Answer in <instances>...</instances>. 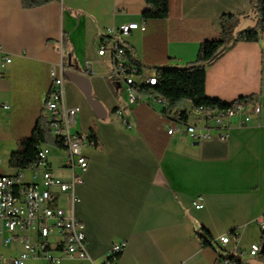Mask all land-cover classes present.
I'll list each match as a JSON object with an SVG mask.
<instances>
[{
    "label": "crops",
    "instance_id": "0c3cea01",
    "mask_svg": "<svg viewBox=\"0 0 264 264\" xmlns=\"http://www.w3.org/2000/svg\"><path fill=\"white\" fill-rule=\"evenodd\" d=\"M152 7H166L168 17L145 22L144 31L124 38L132 65L151 77L158 69L192 63L202 42L219 39L221 15L242 14L241 28L254 22L247 18L250 0H50L31 9L20 0H0V175L17 172L9 168V156L36 124H46L53 140L45 111L51 71L60 75L62 66V77L70 70L87 79L86 85L63 77L64 103L79 108L71 132L92 130L98 148L84 150L88 167L74 189L78 202L72 207L70 195L62 194L58 205L82 223L89 260L67 258L49 239L60 264H103L115 243L125 246L114 264H221L219 251L232 255L238 245L261 243L256 220L264 214V110L246 126H232L224 140L214 126L213 137L198 142L167 136L160 108L146 97L128 105L126 87L110 80L108 58L97 55L105 30L139 24ZM5 58L11 62L1 66ZM263 83L264 31L258 42L237 43L206 68L204 92L223 103L263 100ZM87 91L96 109L87 103ZM118 108L130 129L120 123ZM53 148L49 167L68 180L66 153ZM201 228L213 247L202 245L196 234ZM225 235L235 239L220 246L217 240ZM3 236L0 256L9 260L21 252V243L4 246ZM238 261L264 264V253Z\"/></svg>",
    "mask_w": 264,
    "mask_h": 264
},
{
    "label": "built area",
    "instance_id": "2783aa9c",
    "mask_svg": "<svg viewBox=\"0 0 264 264\" xmlns=\"http://www.w3.org/2000/svg\"><path fill=\"white\" fill-rule=\"evenodd\" d=\"M145 27L143 21L139 24L127 23L105 30L97 48V55L108 58L111 67L110 80L126 87L128 105L134 106L145 102L146 97L153 106L160 108L159 113L164 118L163 129L167 136L181 134L198 142L211 139L213 136L210 129L214 126L220 130L217 137L224 140L232 126H246L253 117H259L264 110V99L259 100L258 97L237 100L231 104V107L223 110L193 108L191 104H180L169 110L168 104L160 96L145 94L144 89H140V82L156 78L141 74L138 67L129 64L125 57L124 44L126 36L136 30L144 31ZM10 62V58H5L1 66ZM60 67V75H57L54 69L50 73L51 89L45 102V111L50 135L61 146L57 148L66 153L64 167L70 173V177L68 180H63L49 167V148L46 145L39 147L36 162L25 171L0 175V235L5 232L2 244L8 246L19 241L22 247L21 252L9 260L0 256V264H25L32 257L44 259L47 264H60L61 258L53 256L48 249L49 239H55L56 248L62 250L67 258L89 260L83 225L72 213H66L58 205V198L62 194H69L72 207L78 202L74 189L81 183L80 175L88 167L84 150L96 149L98 144L92 130L87 133L71 132L79 108L65 106L62 66ZM88 68L86 62V69ZM262 89L264 94V83ZM115 114L126 129L131 128L121 109L118 108ZM232 120L236 122L232 123ZM25 172H28V179L25 177ZM194 207L202 208L199 200L195 201ZM256 223L261 232V243L253 244L248 249H242L238 245V249L232 252L234 260L222 257L221 264H237L236 260L241 257H255L261 252L264 253V214L256 220ZM31 232L36 238V243L30 238ZM231 235L238 237L236 233ZM217 242L220 246H226L228 236H220ZM124 246V243L113 244L105 264H111L108 260H114Z\"/></svg>",
    "mask_w": 264,
    "mask_h": 264
},
{
    "label": "trees",
    "instance_id": "16d2710c",
    "mask_svg": "<svg viewBox=\"0 0 264 264\" xmlns=\"http://www.w3.org/2000/svg\"><path fill=\"white\" fill-rule=\"evenodd\" d=\"M20 1L24 9H31L41 7L50 0ZM249 12L247 18L254 21L253 27L249 28H241V22L245 19L242 14L221 15L218 20L219 39L202 42L192 63L182 67L158 69L155 74L156 85L145 87V94L160 96L168 104L169 110L185 102H189L193 108L223 110L231 107L232 103H223L205 96V71L209 65L217 61L237 43H256L260 40L264 31V0H250ZM167 17L168 9L166 7H152L141 14V19L144 22L161 21ZM125 57L129 64H134L131 54L126 48ZM247 98L249 97L239 98V100ZM42 145L61 148L57 140H51L49 137L46 124H36L31 136L19 141L17 149L10 154L8 159L9 168L25 171L31 164L36 162L39 147ZM196 234L203 246L213 247L210 235L204 229H199ZM119 256L120 254L116 255L114 260L109 259L108 263L114 264ZM222 257L234 260L230 253L221 250L219 251V258ZM236 262L239 263L238 260ZM105 263L104 261L103 264Z\"/></svg>",
    "mask_w": 264,
    "mask_h": 264
},
{
    "label": "water",
    "instance_id": "95a60500",
    "mask_svg": "<svg viewBox=\"0 0 264 264\" xmlns=\"http://www.w3.org/2000/svg\"><path fill=\"white\" fill-rule=\"evenodd\" d=\"M64 69V67H63ZM63 77L68 80V81H72V82H77V83H83V84H86L87 83V79L80 76L79 74H76L70 70H64L63 71ZM87 85V84H86ZM85 94V98H86V101L87 103L92 106L93 108H97V105L98 103L94 100H92L91 98V95H90V92L87 91Z\"/></svg>",
    "mask_w": 264,
    "mask_h": 264
},
{
    "label": "rangeland",
    "instance_id": "374dc122",
    "mask_svg": "<svg viewBox=\"0 0 264 264\" xmlns=\"http://www.w3.org/2000/svg\"><path fill=\"white\" fill-rule=\"evenodd\" d=\"M252 24V26L254 25V22H252L251 23ZM109 116V115H108ZM103 121H109V119L108 118H106L105 120H103ZM75 129V128H74ZM49 151H50V153L51 154H55L56 152H57V150L56 149H54L53 147H50L49 146ZM27 174V176H28V172H25V175ZM66 198H62L61 199V205L62 206H64L65 204H66V200H65ZM10 254H11V252H9ZM47 264V262H46V260H44V259H41V258H37V259H28L26 262H25V264Z\"/></svg>",
    "mask_w": 264,
    "mask_h": 264
},
{
    "label": "bare ground",
    "instance_id": "6f19581e",
    "mask_svg": "<svg viewBox=\"0 0 264 264\" xmlns=\"http://www.w3.org/2000/svg\"><path fill=\"white\" fill-rule=\"evenodd\" d=\"M156 78V77H155ZM156 85V79H151V81H147V82H140V89H144L145 87L147 86H155ZM225 236H228V235H225ZM235 238L232 237L230 238V236H228V243L231 241V240H234ZM227 245V244H226Z\"/></svg>",
    "mask_w": 264,
    "mask_h": 264
}]
</instances>
